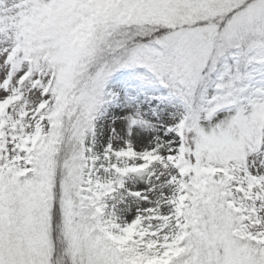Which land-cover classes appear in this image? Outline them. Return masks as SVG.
I'll return each instance as SVG.
<instances>
[{
	"label": "snow or ice",
	"instance_id": "6c2138e0",
	"mask_svg": "<svg viewBox=\"0 0 264 264\" xmlns=\"http://www.w3.org/2000/svg\"><path fill=\"white\" fill-rule=\"evenodd\" d=\"M0 264H264V0H0Z\"/></svg>",
	"mask_w": 264,
	"mask_h": 264
}]
</instances>
